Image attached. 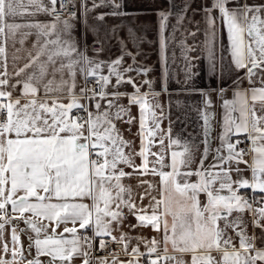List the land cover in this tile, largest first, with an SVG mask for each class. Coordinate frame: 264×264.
Segmentation results:
<instances>
[{
	"label": "snow or ice",
	"instance_id": "1",
	"mask_svg": "<svg viewBox=\"0 0 264 264\" xmlns=\"http://www.w3.org/2000/svg\"><path fill=\"white\" fill-rule=\"evenodd\" d=\"M122 7L121 0H92L90 7L88 0H79L78 7L77 0H0V253L11 255L7 259L0 254V264H44L41 256L50 258L47 264H73L77 257H83L82 264H140L145 254L147 264H188L185 255H190L191 264H264V247H257L264 235H248L243 215L251 213L252 228L264 233V206H254L258 203L255 199L239 193L247 187L264 193V114L258 115L264 113V0L257 4L211 0L203 9L210 30L206 36L210 34L215 40L219 19L227 30L232 63L244 75H237L234 98L223 105L226 114L219 139L227 155H220L221 148H217L218 163L205 167L210 132L205 112L204 154L195 171V159L187 145L183 152L171 151L170 163H165L167 151L180 141L171 138V128L165 132L161 126L164 113L153 81L137 79L150 71L138 64L139 51L127 50L126 41L116 34L117 26L106 24L109 17L127 15ZM187 8L185 3L181 13ZM94 10L100 11L93 17L95 23L89 24L87 16ZM39 14L50 19L41 21L36 18ZM157 15L166 61L170 37L164 32L169 17L176 15L177 25L186 17L173 13L171 7ZM78 23L85 25V34L91 32L95 37L92 56L87 44L74 35ZM196 23L197 31L188 33L193 38L199 31ZM32 36L35 39L28 47ZM114 37L121 54L115 59H100L105 44ZM127 38L138 48L141 38L133 29H128ZM96 44L101 46L96 48ZM181 44L188 61L187 83L191 78L187 52L195 47L184 40ZM126 57L132 63L125 65ZM78 76L82 83L78 84ZM89 78L94 80L92 86ZM244 80L249 87L242 89ZM145 85L147 90L142 91ZM124 86H131L132 91ZM224 91L220 89L221 94ZM201 95L207 108L210 93ZM125 99L126 104L122 102ZM132 106L139 110V128L134 134L140 138L138 152L118 126L128 125L131 132L136 123ZM236 111L239 117H233ZM239 134L247 135L249 148L239 147V139L232 142ZM157 139L159 153L152 151ZM249 154L250 162L245 159ZM241 164L251 170L250 179L244 177ZM124 166L133 171H125ZM134 174L159 176V199L151 195L154 186L141 179L138 186L148 187L139 200L150 199L147 206H138L131 186L123 183ZM193 176L198 178L195 182L190 179ZM224 190L227 195L222 194ZM260 202L264 203V197ZM129 215L137 221L128 222L129 229L151 227L160 238L133 237L123 231ZM18 221L26 228H19L14 223ZM6 225L11 226L10 240L5 238ZM87 229L92 230L91 237L80 234L79 230ZM21 235H27V247ZM96 238H100V249L117 246V251L109 253L111 260L108 256L93 257L92 240ZM133 240L137 246L129 252ZM140 243L146 253L140 251ZM33 248L35 257L29 258ZM121 253L130 258L121 260Z\"/></svg>",
	"mask_w": 264,
	"mask_h": 264
},
{
	"label": "crops",
	"instance_id": "2",
	"mask_svg": "<svg viewBox=\"0 0 264 264\" xmlns=\"http://www.w3.org/2000/svg\"><path fill=\"white\" fill-rule=\"evenodd\" d=\"M92 0H88L89 7L91 6ZM98 2V0H97ZM123 7L122 11L127 13L123 17H109L106 19V24L111 27L112 25L117 26L116 34L126 41L127 50L132 52L139 51L140 55L137 56V62L143 67L150 69L148 75L145 77L143 75L139 76L137 79L144 80L149 79L153 81V90L159 93L158 102L162 106L164 118L161 122L162 128L165 132L171 128V138L179 140L178 145H174L171 150H168L166 153L165 163H170L171 151L183 152L184 146L189 147L190 152L193 154L195 163L192 165V170L195 171L196 167L199 164L201 157L204 154L205 148V125H204V113L207 112L209 115V124L210 132L207 137L209 152L207 158L205 159V167L218 163L215 159L217 156L216 149L221 148L220 155H227V152L224 148L221 147V140L219 139L221 132L223 131V122L226 114L224 108L225 100H233V92L236 89V85L233 81H236L237 75L243 76V71L237 72L231 59V53L229 48V41L227 37V30L222 25L219 19L216 20L215 25V40L213 41L212 36L209 34L206 36V31H210L207 27L206 21L204 19V7L211 5V0H121ZM250 4L260 3L261 0H247ZM187 3L188 8L186 12L181 13V9ZM79 6V0H77V7ZM232 6V5H230ZM171 7L173 13H179L184 15L186 18L182 21V24L177 25L176 15H172L168 20V27L164 32L166 37H170L167 42L166 47V61L162 58L161 53V43H160V31H159V17L157 15L160 11H167ZM103 11H109L110 9L104 8ZM97 11L94 10L92 13L88 14L87 22L89 24L95 23L93 17L97 14ZM215 16H218L219 13L215 12ZM37 19L44 21L50 19V17L45 16L44 14H39ZM17 22H21L18 20ZM199 22V31L195 38L188 35L189 32L197 31V23ZM175 30L173 29V26ZM131 28L135 31L136 35L140 37L138 48L133 47V44L127 38L128 29ZM74 35L83 40L87 44L89 50L88 55H94L92 45L94 42V35L91 32L85 34V25L83 23H78L76 27V32ZM101 36H103V30L101 31ZM35 37L32 36L29 38V41L26 46H31V41ZM246 37V42H247ZM181 40H184L186 45L194 46L195 51L187 52V56L190 58V68H191V78L186 80V64L188 61L185 59V49L181 44ZM208 40L209 43L206 44L205 41ZM98 48L101 46L97 44ZM19 47V45H17ZM121 54L120 44L117 39L114 37L111 40L107 41L105 44V51L101 52L99 58L102 60L115 59ZM23 61L20 62L22 65ZM125 65L132 63L130 58H125ZM213 65L215 70H212ZM13 66L11 63V49L9 56V71H13ZM104 74H107V69L103 70ZM131 75L135 76L133 72ZM78 84L82 83V78L78 76ZM90 81L92 78H89ZM256 86H259L258 84ZM127 91H132L131 86H124ZM240 87L248 88L249 84L247 80L240 85ZM166 88V90H165ZM220 89L225 91L221 94ZM122 90H124L122 88ZM147 86L145 85L142 91H146ZM201 92H209V99L211 100L210 106L205 108L204 100L205 97L201 95ZM18 94V93H17ZM127 103L125 99L122 101ZM251 103V101L249 100ZM259 105H257V108ZM131 114L136 118V123L131 125V132L127 131L128 125H118L121 127L124 132L126 139L132 140L135 150L139 151L140 138L134 134L139 128V110L138 106H132ZM264 114V113H259ZM233 117H239V112H233ZM232 142L235 143L237 139L242 141L239 145L241 148H249L251 141L248 140L246 134L234 135ZM168 140L165 139V146H167ZM127 151V149H126ZM153 152L159 153L161 150L158 147V139L154 142L152 147ZM150 159H155L151 157ZM245 159L251 161V154L245 156ZM135 163H140V158L136 157ZM240 168L244 169L243 175L245 178H251V170L246 168L245 165H239ZM125 167V171H133L131 168ZM151 167V165H150ZM235 167V165H233ZM169 171L170 169H165ZM211 171H219V169H210ZM237 177L235 173L232 175V179L235 180ZM146 180L154 187L151 190V195L156 196L159 199V176H153L151 174L145 176H139L134 174L130 178L124 179L123 183L126 186H131L132 195L135 198L137 205L147 206L149 203V198L144 199L142 202L139 200V195L144 193L147 189V184L143 187H139L140 180ZM195 182L198 178L193 176L190 178ZM219 186L218 184L216 185ZM239 193L242 196L248 197V194H254V196L259 198V202L254 205L256 207L264 206V203H261V198L264 197V193H260L258 190L253 191L252 188H241ZM222 194L227 195V191L224 190ZM200 199L202 201L206 200V196L201 194ZM250 199V198H249ZM251 200V199H250ZM85 203H90V201L85 200ZM127 211V209H125ZM150 214V213H149ZM236 213H233V217ZM245 220L248 224L247 233L248 235H255L259 238L264 233L261 229H253L251 226L252 215L251 213L245 212ZM128 222L136 224L137 221L134 216L129 215L123 231L128 232L129 235L136 237L141 236L146 239H151L153 236L160 238L159 233L155 232L151 227H139L136 229H129L127 227ZM16 223V222H14ZM19 223H23L19 221ZM22 227L18 225L19 228H26V225L21 224ZM71 227V224L68 225ZM222 226V222H221ZM78 227V225H77ZM59 231H63L61 227ZM81 235H93L91 229L79 230ZM30 233L31 230L28 229ZM230 234L231 230H229ZM11 235V226L6 225L5 238L10 240ZM34 235V234H33ZM66 238H71V234L65 233ZM118 235V233H117ZM21 239L27 247V235H21ZM99 239H95V246L99 247ZM105 239H110L105 237ZM237 247L239 246V238H236ZM132 246H137V242L133 240L129 247V252L131 251ZM257 247H264V241L258 240ZM141 252L146 253V248L143 243L139 244ZM163 245H161V249ZM6 256L7 259H11L10 254L0 253ZM177 257L180 256L179 253H171ZM215 254V253H214ZM27 255V253H26ZM111 257L109 255H105ZM104 254H98L94 258L105 257ZM35 257V249L31 251V256L29 258ZM130 257L120 254L121 260H128ZM40 259L47 264V261L50 259L46 256H41ZM83 257L74 258L73 264H82ZM184 259L191 264L190 255H185ZM147 254L140 258V264H147Z\"/></svg>",
	"mask_w": 264,
	"mask_h": 264
},
{
	"label": "built area",
	"instance_id": "3",
	"mask_svg": "<svg viewBox=\"0 0 264 264\" xmlns=\"http://www.w3.org/2000/svg\"><path fill=\"white\" fill-rule=\"evenodd\" d=\"M96 48H98L97 44L95 45ZM92 84H94V81H90V84L89 86H92ZM248 197L250 199H255L257 202H259V198L254 196V194H248ZM88 236H92L91 234H89ZM92 244H93V250H92V255L93 257L98 255V254H104L105 255H109V253L111 252H115L117 251V246L115 244H109L108 248L107 249H100V248H97L95 246V239L92 240Z\"/></svg>",
	"mask_w": 264,
	"mask_h": 264
},
{
	"label": "trees",
	"instance_id": "4",
	"mask_svg": "<svg viewBox=\"0 0 264 264\" xmlns=\"http://www.w3.org/2000/svg\"><path fill=\"white\" fill-rule=\"evenodd\" d=\"M20 227H22V225L21 224H23V223H19V221L18 222H16Z\"/></svg>",
	"mask_w": 264,
	"mask_h": 264
}]
</instances>
